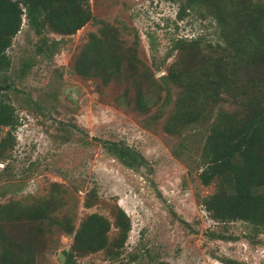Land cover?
<instances>
[{
	"label": "rangeland",
	"instance_id": "374dc122",
	"mask_svg": "<svg viewBox=\"0 0 264 264\" xmlns=\"http://www.w3.org/2000/svg\"><path fill=\"white\" fill-rule=\"evenodd\" d=\"M183 2L89 0L95 21L71 36L50 29L36 34L23 17L6 52L11 68L0 100L13 106L18 123L15 145L0 159V206L59 189L58 213L74 218L76 227L94 213L110 219L114 205L131 221L118 258L83 253L69 264H264V235L242 221L212 220L203 199L215 185L205 187L198 179L200 155L218 110L234 109L244 97L256 95L243 94L250 74L246 67L230 68L235 49L226 47L222 36H235L233 28L201 20L182 9ZM96 20L115 27L127 55L120 80L107 84L74 71L90 35H100ZM196 38H201L196 53L176 46L180 39ZM212 62L223 65L231 94L220 91L213 98L197 92L202 114L176 131L172 121L182 88L171 81L172 73L203 64L212 69ZM0 130L3 137L7 129ZM106 141L128 146L145 164L135 170L124 166L103 148ZM93 189L99 200L84 208V197ZM3 228L41 242L33 264H65L63 251L70 249L72 237L55 226L20 222ZM115 235L112 228L109 238Z\"/></svg>",
	"mask_w": 264,
	"mask_h": 264
},
{
	"label": "trees",
	"instance_id": "16d2710c",
	"mask_svg": "<svg viewBox=\"0 0 264 264\" xmlns=\"http://www.w3.org/2000/svg\"><path fill=\"white\" fill-rule=\"evenodd\" d=\"M182 9L197 14L203 21L212 20L218 27L233 28L235 36H222L226 47L235 49L230 68L237 71L238 67H246L250 79L248 90L243 94H256L244 97L234 109L218 110L210 126L200 155L198 179L205 187L214 184L215 191L203 199V206L217 223L242 221L252 226L255 233L264 235V0L259 3L254 0H184ZM23 17L36 34L50 29L62 36L74 35L90 21H95L89 0H0V95L8 89L7 74L11 68L6 52L20 31ZM97 22L101 24L100 35H90L74 63V71L83 78L97 77L107 84L120 80L127 55L115 27ZM200 41L201 38L180 39L176 46H188L196 53ZM212 66L210 69L203 64L197 70L188 68L172 73L171 81L182 88L172 121L176 131L195 122L202 114L203 105L197 102V92L213 98L220 91L231 94L233 84L224 79L223 65L214 63ZM17 123L13 106L1 99L0 128L7 130L0 137V159L15 145L12 133ZM102 145L109 155L130 169L145 164V159L128 146L108 141ZM55 192L59 189L29 202L0 206V264H33L36 259L42 246L39 240L30 234L3 228L6 224L20 222H48L72 237L70 249L63 251L65 264L83 253L102 251L109 259L118 258L131 231L126 212L114 205L110 219L94 213L83 218L76 227L74 218L58 213L63 200ZM98 200L95 189L91 190L84 197V208H91ZM112 228L116 235L110 239Z\"/></svg>",
	"mask_w": 264,
	"mask_h": 264
},
{
	"label": "built area",
	"instance_id": "2783aa9c",
	"mask_svg": "<svg viewBox=\"0 0 264 264\" xmlns=\"http://www.w3.org/2000/svg\"><path fill=\"white\" fill-rule=\"evenodd\" d=\"M0 166H2V164H0Z\"/></svg>",
	"mask_w": 264,
	"mask_h": 264
}]
</instances>
